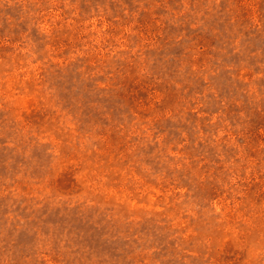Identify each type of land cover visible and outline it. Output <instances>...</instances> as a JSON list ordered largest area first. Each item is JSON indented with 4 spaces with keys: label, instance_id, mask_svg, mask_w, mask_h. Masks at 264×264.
Listing matches in <instances>:
<instances>
[{
    "label": "rangeland",
    "instance_id": "rangeland-1",
    "mask_svg": "<svg viewBox=\"0 0 264 264\" xmlns=\"http://www.w3.org/2000/svg\"><path fill=\"white\" fill-rule=\"evenodd\" d=\"M0 264H264V0H0Z\"/></svg>",
    "mask_w": 264,
    "mask_h": 264
}]
</instances>
